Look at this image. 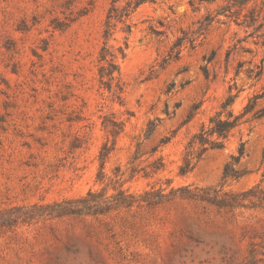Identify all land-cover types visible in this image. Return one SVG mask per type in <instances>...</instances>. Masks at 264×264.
<instances>
[{"label":"rangeland","instance_id":"1","mask_svg":"<svg viewBox=\"0 0 264 264\" xmlns=\"http://www.w3.org/2000/svg\"><path fill=\"white\" fill-rule=\"evenodd\" d=\"M110 6L0 0V264H264V117L180 175L231 87L264 108V0L143 5L107 90Z\"/></svg>","mask_w":264,"mask_h":264},{"label":"trees","instance_id":"2","mask_svg":"<svg viewBox=\"0 0 264 264\" xmlns=\"http://www.w3.org/2000/svg\"><path fill=\"white\" fill-rule=\"evenodd\" d=\"M162 0H111V6L108 10L103 32V46L99 56V79L102 87L112 90L114 83L120 74L119 59L126 57L128 49V39L132 32L131 19L134 14L146 4H157ZM192 3V2H191ZM211 19H205L202 29H207L211 24ZM125 34L123 37V45L117 48L110 46L109 43L115 40L118 29ZM201 36V25L196 32ZM187 33L183 32L174 43L168 58L165 61L177 60L182 48L187 43ZM196 38L188 40L191 48H194ZM258 75V74H257ZM235 87H231L229 95L223 102L220 110L210 119V128H202L201 131L194 136L189 144V150L184 158V163L180 168V175L184 176L190 173L195 165L193 161H199L210 150H222L225 148L226 142L233 133L244 123L247 117L251 116L253 120H259L264 117V108L258 109V100L262 95L252 97L240 113H235L232 106L238 94H234ZM245 155V144L241 143L238 154L233 155L229 163H227L223 180L238 181L245 174L243 170H237L236 166L240 163ZM91 196V194H89Z\"/></svg>","mask_w":264,"mask_h":264}]
</instances>
